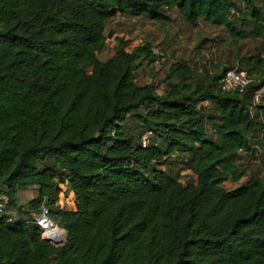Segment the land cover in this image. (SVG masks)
Wrapping results in <instances>:
<instances>
[{"label": "trees", "instance_id": "16d2710c", "mask_svg": "<svg viewBox=\"0 0 264 264\" xmlns=\"http://www.w3.org/2000/svg\"><path fill=\"white\" fill-rule=\"evenodd\" d=\"M174 8L189 24L204 19L237 39L251 26L264 38L255 0H0V264H264V181L224 187L244 178L240 156L264 132L252 112L258 69L238 64L251 83L227 93L221 80L236 63L201 85L177 62L159 94L136 82L141 48L120 38L100 59L118 14L170 23ZM174 160L193 183L169 169ZM64 186L75 210L59 204ZM28 189L37 194L21 205ZM44 207L67 236L59 246L34 218L7 211Z\"/></svg>", "mask_w": 264, "mask_h": 264}, {"label": "rangeland", "instance_id": "374dc122", "mask_svg": "<svg viewBox=\"0 0 264 264\" xmlns=\"http://www.w3.org/2000/svg\"><path fill=\"white\" fill-rule=\"evenodd\" d=\"M260 11L264 13V0H255ZM170 23L153 22L148 18H137L131 15H117L111 19L107 26V47L100 55L102 61H108L116 54L117 39L124 38L128 42L127 51L132 52L141 48L136 63V82L139 86L155 84L159 87V94H164L171 84L164 82L167 71L177 62H185L187 68L193 70L195 84L206 85L212 75L222 71L232 64H239L248 73L250 70L258 69L252 78L260 80L264 77V38L256 32L253 27L241 26L250 33L245 39H237L223 26L216 25L204 19L197 24H189L182 20L180 12L174 8L171 12ZM149 52L152 57L149 58ZM163 54L160 65L157 64L158 56ZM156 57L151 63L150 59ZM235 64V65H236ZM253 114L257 115L264 124V96L260 101L255 100ZM209 107L210 104H205ZM136 117L128 119V125L137 127ZM209 132L214 135L212 127L208 126ZM253 153L243 152L240 156V166L245 171V176L240 182L230 181L224 185L227 190L236 189L249 180L255 178L264 181V132L259 131L257 138L252 142ZM184 160H174L169 167L174 172H181L184 176L182 183L187 185L194 182L196 178L191 170H186ZM31 194L33 189H28ZM20 197V196H19ZM23 198V197H21ZM26 203H21L25 205ZM59 204L66 210L76 209V200L69 186L62 187ZM24 208H9L7 211L15 218L21 213L28 214ZM6 211V212H7ZM66 238V234H65Z\"/></svg>", "mask_w": 264, "mask_h": 264}, {"label": "built area", "instance_id": "2783aa9c", "mask_svg": "<svg viewBox=\"0 0 264 264\" xmlns=\"http://www.w3.org/2000/svg\"><path fill=\"white\" fill-rule=\"evenodd\" d=\"M158 56L157 64L160 65L163 54L160 52L155 53ZM251 83V79L248 77L245 71H242L239 65L232 67L221 80V88L224 92L227 93H243L248 85ZM264 96V87L258 91L255 95V100L260 101ZM153 137L152 133H146L143 136L142 144L146 147L151 138ZM2 212V208L0 213ZM4 213V212H3ZM33 222L40 226L43 231V239L47 238L54 242L65 241V231L61 229L56 223L50 218V211L47 207L42 209V212L38 215H35ZM49 229H58L63 232V234L49 235ZM53 243V242H52ZM55 245V243H53Z\"/></svg>", "mask_w": 264, "mask_h": 264}, {"label": "crops", "instance_id": "0c3cea01", "mask_svg": "<svg viewBox=\"0 0 264 264\" xmlns=\"http://www.w3.org/2000/svg\"><path fill=\"white\" fill-rule=\"evenodd\" d=\"M209 104V103H208ZM26 192H29V190H23V191H20L19 192V195L18 196H20L19 197V199H20V202L21 203H27V202H29L31 199H33L35 196H36V194H37V191H35V189H33L32 190V193L31 194H27V198H25V194H26ZM21 197H23V198H21ZM14 217V216H13ZM20 217H22V218H24V219H29V220H31V219H33L34 217H35V214H31V215H24L23 213H21V215H20Z\"/></svg>", "mask_w": 264, "mask_h": 264}, {"label": "bare ground", "instance_id": "6f19581e", "mask_svg": "<svg viewBox=\"0 0 264 264\" xmlns=\"http://www.w3.org/2000/svg\"><path fill=\"white\" fill-rule=\"evenodd\" d=\"M60 227V226H59ZM49 235H61L62 233L60 232V230L58 229H49V232H48ZM67 237V236H66Z\"/></svg>", "mask_w": 264, "mask_h": 264}, {"label": "water", "instance_id": "95a60500", "mask_svg": "<svg viewBox=\"0 0 264 264\" xmlns=\"http://www.w3.org/2000/svg\"><path fill=\"white\" fill-rule=\"evenodd\" d=\"M44 240L46 241V242H53V243H55V245H57V246H59V245H61L63 242L62 241H59V242H54V241H51L50 239H47V238H44Z\"/></svg>", "mask_w": 264, "mask_h": 264}]
</instances>
